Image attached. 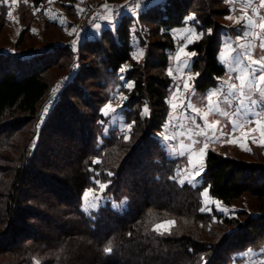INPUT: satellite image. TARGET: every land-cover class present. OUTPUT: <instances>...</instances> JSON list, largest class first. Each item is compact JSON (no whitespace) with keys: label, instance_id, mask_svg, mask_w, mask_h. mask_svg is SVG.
I'll use <instances>...</instances> for the list:
<instances>
[{"label":"trees","instance_id":"obj_1","mask_svg":"<svg viewBox=\"0 0 264 264\" xmlns=\"http://www.w3.org/2000/svg\"><path fill=\"white\" fill-rule=\"evenodd\" d=\"M28 1L40 8L48 0ZM196 2L166 0L140 14L139 22L154 25L159 39L148 41L142 63L133 57L128 16L78 48L51 44L24 56L0 53V264H233L239 252L264 244V164L210 149L202 183L181 184L180 160L170 158L156 136L170 110L171 31L185 25ZM202 5L199 17L211 32L189 46L199 92L226 75L221 30ZM88 55L95 60L68 83L38 129L53 70H64L66 58L74 57L71 67ZM127 64L134 87L124 115L132 128L128 136L106 135L102 110ZM146 104L147 117L141 113ZM99 183L120 208L108 201L95 212L82 210L84 194ZM204 189L228 207L252 198L259 214L201 211ZM168 220L175 222L170 230H156Z\"/></svg>","mask_w":264,"mask_h":264},{"label":"rangeland","instance_id":"obj_2","mask_svg":"<svg viewBox=\"0 0 264 264\" xmlns=\"http://www.w3.org/2000/svg\"><path fill=\"white\" fill-rule=\"evenodd\" d=\"M165 1L125 0L117 3L109 0H69L65 2L48 0L40 8H33L28 0H6V2L0 0V53L24 56L30 54V52L44 50L51 44H62L78 48L87 40L100 39L102 33L106 30L113 31L120 24V21L128 16L133 18L131 24L133 57L136 62L142 63L146 55L148 41L153 42L159 39L153 35L156 27L139 22L138 17L142 12L157 5H162ZM202 2L209 7L208 12H212L210 13L211 18L221 30L220 40L222 46L219 59L226 68V75L219 78L216 85L205 92H199L195 88V80L198 76L193 68L195 56L185 55V53H192L189 51V46L201 41L211 32L209 28H205L202 18L199 17L200 15L203 16L205 12L203 11ZM137 4H139V9L136 7ZM128 8H131L132 11H129ZM196 9L185 19V25L176 27L171 31L174 50L169 54L167 70L171 80L167 98L170 110L167 121L156 135L167 155L170 158L180 160L179 182L183 181L181 184L190 183L194 186L202 183L206 154L210 149L224 156L243 160L250 164H264V137L259 133L260 126L258 124L254 125L258 131L250 133L245 141L240 140L242 132L238 131L233 134L231 131L233 123H238L244 115H247L249 119H254L251 112L256 110L255 106H251L246 101L245 108L237 113L236 109L240 107V97L235 93L229 96L231 101L229 106L224 102V97L219 95L221 85L226 83L239 85L237 77L244 70L250 71L249 54L253 60H259L261 56H264V49L260 48L262 38H264V29L260 28V25L264 24V0H197ZM116 10H120L121 14L119 16L116 15ZM9 12H11V16L8 15ZM189 17H194V19L190 20ZM109 20L113 21L114 27L113 24L108 22ZM245 21L250 22L251 25L248 28V35H244ZM96 25H100V28L97 29ZM162 32L159 31L161 36ZM226 40H230V46L227 48L225 46ZM73 59V56L64 59L61 62L64 70L54 69L51 76H49L51 90L43 104L41 117L37 124L38 129L41 128L50 112L55 108L68 83L81 72L84 65L89 66L95 60V57L88 55L78 61L76 58L70 67L69 61L72 62ZM69 67L70 71L67 73ZM123 68L125 70L119 72L118 81H116L118 85L115 87L109 101L115 111H110L108 115H104L106 121L103 124L106 135L112 130H118L128 136L132 128V124L127 122L124 115V106L127 103L129 91L134 87L133 81L127 80V73L133 69V65L127 64ZM259 75L260 73L257 72L256 76ZM121 76L124 77L123 80ZM125 81L131 82L133 86L131 88L124 87ZM185 85H188V87L186 88ZM257 86L264 87L260 84H257ZM92 90L95 89L90 87V91ZM211 90H217L218 92V95L213 96L212 100L215 101L219 98V111H210L208 108L209 101L207 97ZM224 94L227 95L226 87ZM117 96L119 98L113 99ZM189 102L195 108L200 109L201 115H198L193 108L188 107ZM173 104L178 107L173 108ZM181 104H183L182 107H180ZM46 108L47 111H45ZM145 108L148 109L147 113H144ZM205 112L208 113L207 120L202 116ZM225 112H227V115L223 114ZM141 113L146 117L150 115L147 104L143 106ZM127 125H131V128L129 129ZM211 127L222 129L224 135H221L219 131L211 132ZM162 130L166 131L169 137H175L174 140L168 142L171 147H166L165 142L162 141ZM232 138H235L237 143L227 142ZM205 140L208 142V147L205 154L201 156L199 150L203 147ZM241 143H244L245 146L241 147ZM55 145L52 147H55ZM193 146L196 149L194 152L192 151ZM181 152L184 154L180 155ZM193 165H196L197 168H194ZM200 165L203 166L202 169H199ZM197 170L200 172L199 175H195ZM102 185L105 184L99 183L97 188L89 189L91 190L90 200L93 195L100 197L99 208L112 199L106 195V187H102ZM89 190L86 192H89ZM205 191L208 193L207 196L203 195ZM110 202L117 209L123 204L114 200ZM83 203L84 196L82 206ZM202 203L205 212L217 210L221 214L232 216L236 214L237 210L245 209L252 216L259 214L255 207V200L252 198H246L242 204L237 206L228 207L211 197L208 189H204L202 192ZM220 208L225 209V211H220ZM95 211L97 210L87 213ZM174 225L175 222L169 225V230ZM159 231L164 230L160 229ZM236 259L238 262L236 261L233 264H262L264 262V244L257 248H248L246 251L239 252Z\"/></svg>","mask_w":264,"mask_h":264},{"label":"snow or ice","instance_id":"obj_3","mask_svg":"<svg viewBox=\"0 0 264 264\" xmlns=\"http://www.w3.org/2000/svg\"><path fill=\"white\" fill-rule=\"evenodd\" d=\"M6 2V0H5ZM137 9H139V4L136 5ZM129 11H132L131 8H128ZM121 14L120 10H116V15L119 16ZM9 16H11V12L8 13ZM231 18V17H229ZM107 19V18H106ZM188 19L193 20L194 17H189ZM110 24H113V21L109 20L108 21ZM250 22L245 21V25H244V35H248V28L250 27ZM114 27V24H113ZM96 28L99 29L100 25H96ZM261 29H264V24L260 25ZM202 35V34H201ZM225 46L226 48L230 46V40H226L225 41ZM243 47V46H242ZM260 48L264 49V38H262V42L260 44ZM185 55H189V56H195L196 54L194 52L192 53H185ZM249 59H250V71L248 70H244L242 72L241 75H239L237 77V79L239 80V85H237L236 83H226L225 85H221L220 86V90H219V95L224 97V102L227 103L229 106L231 105V101L229 99V96H231L233 93H235L236 95H238L240 97L239 99V105L240 107L236 109L237 113H240L242 109L245 108V102L248 101L250 103L251 106H255L256 110H253L251 112V115L254 117V119H249L247 115L243 116V119H241L238 123H233L232 126V133H236L238 131L242 132V135L240 136V140L241 141H245L248 137L249 134L252 132H256L258 131V129L256 127H254V125H259V133L262 137H264V87H258L257 84L260 85H264V56H261L259 60H253L250 57L249 54ZM125 69L121 68L120 71L123 72ZM259 72L260 75L256 76V73ZM191 79V77H189ZM121 79L123 80L124 77L121 76ZM133 85L131 82L125 81L124 87L127 88H131ZM185 87L187 88L188 85H185ZM227 89V95L224 94V89ZM218 92L217 90H211L210 94L208 95L207 99L209 101L208 104V108L210 111H219V104H220V100L219 98L215 101L212 100L213 96H217ZM119 98V96L117 97H113V99ZM126 99V97H125ZM183 104L180 105V107H182ZM178 106L176 104H173V108H177ZM188 107L193 108V110L198 114L201 115L200 109L195 108L190 102L188 104ZM45 111H47V108L45 109ZM104 115H108L109 112H114L115 109H113L111 107V102H109L108 104H106L105 108L102 110ZM148 109L145 108L144 109V113H147ZM224 115H227V112L223 113ZM203 118L205 120H207V116L208 113L205 112L202 114ZM127 127L130 129L131 125H127ZM210 131L215 133L217 131H219L221 133V135H224L222 129H219L217 127H211ZM205 135H207L205 133ZM161 137H162V141L165 142V146L166 147H171V144L168 143L170 140H174L175 137H169V135L167 134L166 131L162 130L161 132ZM127 138V137H126ZM215 138V137H213ZM228 143H237V140L235 138L229 139L227 141ZM241 147H244V143L240 144ZM208 147V142L207 140H205V142L203 143V147L199 150L200 155L203 156L207 150ZM192 151H196L195 147L193 146ZM184 153L181 152L180 155H183ZM191 154V153H189ZM98 162V161H97ZM194 168H197L196 165H193ZM202 165L199 166V169H202ZM200 172L199 170H197L195 172V175H199ZM181 183H183V181H181ZM102 187H106L105 185H102ZM91 190H89V192H86L84 194V203L82 206V210L85 212H90L93 210H98L100 207V197L93 195L92 199H89V195H90ZM207 191H205L203 193V195L207 196ZM218 203V202H217ZM204 208H201V211H204ZM210 211V209H208ZM220 211H225V209L220 208ZM174 224V221H168L165 222L164 224H159L156 225V230H160L163 229L164 231H168L169 230V225ZM106 252H110L111 248H106L105 249ZM262 264H264V262H262Z\"/></svg>","mask_w":264,"mask_h":264}]
</instances>
